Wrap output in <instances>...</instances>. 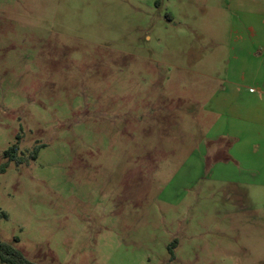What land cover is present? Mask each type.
Returning a JSON list of instances; mask_svg holds the SVG:
<instances>
[{
	"label": "rangeland",
	"instance_id": "rangeland-1",
	"mask_svg": "<svg viewBox=\"0 0 264 264\" xmlns=\"http://www.w3.org/2000/svg\"><path fill=\"white\" fill-rule=\"evenodd\" d=\"M231 1L0 0V167L25 159L0 174L1 242L32 264H264V143L214 170L196 120Z\"/></svg>",
	"mask_w": 264,
	"mask_h": 264
},
{
	"label": "crops",
	"instance_id": "crops-1",
	"mask_svg": "<svg viewBox=\"0 0 264 264\" xmlns=\"http://www.w3.org/2000/svg\"><path fill=\"white\" fill-rule=\"evenodd\" d=\"M230 8L237 21L231 31L226 78L218 79L221 84L203 105L205 114L196 118L206 130L205 154H226L214 162V170L233 159L257 157L264 143V0H232ZM251 170L262 173V168ZM224 179L231 185L246 182L243 177Z\"/></svg>",
	"mask_w": 264,
	"mask_h": 264
},
{
	"label": "trees",
	"instance_id": "trees-1",
	"mask_svg": "<svg viewBox=\"0 0 264 264\" xmlns=\"http://www.w3.org/2000/svg\"><path fill=\"white\" fill-rule=\"evenodd\" d=\"M41 147L36 146L33 152L30 155V159L37 160L38 153L40 152ZM20 147L19 144H14L8 150L4 152V157L6 163L0 167V174H3L8 165L11 162H15L17 165L24 163V158L19 156ZM7 215L3 212H0V218H6ZM0 262L1 264H32L30 263L23 254L15 249L12 245L3 243L0 241Z\"/></svg>",
	"mask_w": 264,
	"mask_h": 264
}]
</instances>
